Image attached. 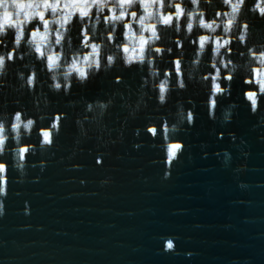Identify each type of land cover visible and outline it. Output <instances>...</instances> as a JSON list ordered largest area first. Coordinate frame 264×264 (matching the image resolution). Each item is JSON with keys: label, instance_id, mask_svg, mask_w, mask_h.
<instances>
[{"label": "water", "instance_id": "1", "mask_svg": "<svg viewBox=\"0 0 264 264\" xmlns=\"http://www.w3.org/2000/svg\"><path fill=\"white\" fill-rule=\"evenodd\" d=\"M242 16L256 34L249 43L264 40V17ZM232 46L234 52L238 45ZM194 47L184 42L183 53ZM179 55L173 45L159 64L162 76ZM20 64H9L0 77V113L23 109L36 123L19 144L9 139L4 146L0 264H264V104L250 110L242 77L216 97L212 118L210 89L200 76H185L186 87L172 88L161 104L136 65L73 81L66 93L48 88L39 65L35 88L22 87ZM141 96L143 105L131 114L126 105L135 107ZM109 99L102 117L88 111ZM180 108L195 119L171 133L181 152L165 177L169 141L145 129L161 121L170 126ZM56 115L58 135L42 145L39 130ZM21 146L33 149L22 161ZM169 239L174 251L167 250Z\"/></svg>", "mask_w": 264, "mask_h": 264}, {"label": "clouds", "instance_id": "2", "mask_svg": "<svg viewBox=\"0 0 264 264\" xmlns=\"http://www.w3.org/2000/svg\"><path fill=\"white\" fill-rule=\"evenodd\" d=\"M242 7V0H0V77L9 64L20 60L16 78L22 87L31 89L29 80L36 84L39 65L48 88L67 93L73 81L84 84L117 64L136 65L145 70V83L152 89L158 91L163 84L167 90L176 85L161 75L160 62L168 61L166 54L172 53L176 41L195 40L192 53L179 57L187 78H201L219 67L233 78L252 79L259 91L264 80V40L249 43L256 34L242 27L246 24ZM259 11L264 13V0ZM230 42L238 45L231 55ZM183 112L177 110L178 120L168 126L171 132L184 122ZM35 123L22 113H0V149L9 139L19 144Z\"/></svg>", "mask_w": 264, "mask_h": 264}, {"label": "snow or ice", "instance_id": "3", "mask_svg": "<svg viewBox=\"0 0 264 264\" xmlns=\"http://www.w3.org/2000/svg\"><path fill=\"white\" fill-rule=\"evenodd\" d=\"M242 3H243V7L241 9L242 13L243 12H249L250 7L253 4H255L256 7L251 12L253 14H259L260 17H264V13H261L259 11L260 0H253V3L251 5H246L245 0H242ZM242 27L245 30H249L250 25L248 23H246ZM201 40H203V38H201ZM241 42H243V41H241ZM192 43L194 45H196L197 41L193 40ZM232 45L233 44L230 42L229 43V52H228L229 55L232 54V50H233ZM201 46H203V45L201 44ZM176 47H177V49H180V55L176 59L170 61L171 67L169 68L168 71L164 72L163 75L165 76V78L167 80L171 81L172 83L174 82L173 84H175L176 87H178L180 89H184L186 87V80H185V74H184V71L182 68V62L179 59V57L183 54V42H181L179 40L176 41ZM226 67L227 66H225V68ZM218 75H219V80L217 79ZM233 79L234 78L230 74H224L222 76L221 75V68H219V67H216L212 73L201 77V80L206 82L207 86L210 89L208 106H209V110H210L209 114L212 118H214V115H215L216 97L223 95L227 89L231 88L230 82ZM209 81H210V83H209ZM221 81L225 82L223 84V86H222ZM243 83L245 85L250 86L244 90L243 96H244L245 100L248 102L250 110L252 112H256L261 107V105L264 104V80H261L259 82V91H257V87L253 83L252 79L243 81ZM29 85H31L32 88H35V84H33L31 80H29ZM171 90H172V88H169L166 90L164 85L161 84L159 90L158 91L155 90L156 91V99L161 104L165 103ZM112 103H113V101L111 99H109V101L107 102V107H104V105L102 103H97L95 105L89 104L87 106V109L90 113L96 112L100 117H102L103 115H105V110L108 107H110L112 105ZM143 103H144L143 96H141L140 99L137 100L135 107H133L130 104L126 105V106L130 109V113L134 114L136 111H138L140 109V107L143 105ZM14 113H22V115L24 117H27V112L24 111L23 109L17 110ZM181 115H182L184 122L187 124H192L194 119H195V117L191 111L183 112ZM227 115L228 114L225 113V120H227ZM43 119H44V117L41 116L40 120H43ZM61 119H62L61 115H56L54 118L49 117V121H50L49 126L47 128H41L39 130V136L41 138V140H40L41 144L51 145L54 142L53 137H54V135H58L59 124H60ZM77 123L80 124L79 121ZM53 125H55V126H53ZM81 129H82L83 134H86V129H84V126L82 124H81ZM145 132L148 134H151V136H153V137H155V136H157V134H159L161 140L169 141L168 146H167V156H166L168 168L164 172V176L168 177V175H169L168 169H170L171 166L173 165L172 162L174 160H176L177 153L181 152V145L179 143L173 142L175 140L171 136L172 132L169 130L168 124L166 121L154 123L153 126L147 127L145 129ZM45 134H47V136H48L47 141H45V139H44ZM136 134L139 135L140 134L139 131H137ZM137 147H139V145ZM3 151H4V148L0 149V196L6 195V187H5L6 180L4 179V174L7 171V161H5L3 159ZM32 151H33V149L31 147H28V146L18 147L16 149V156H17L18 160L22 161L26 158V154H29ZM102 159H103V156L101 154V158L97 159L96 163L98 165L101 164ZM3 208H4V205L2 202H0V212H3ZM173 246H174L173 240L169 239L166 241L167 249L171 250L173 248Z\"/></svg>", "mask_w": 264, "mask_h": 264}]
</instances>
